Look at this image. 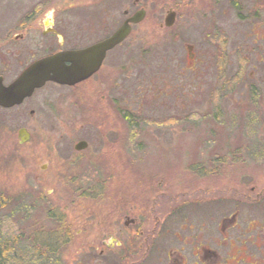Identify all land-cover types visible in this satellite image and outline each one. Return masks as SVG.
Instances as JSON below:
<instances>
[{
  "label": "rangeland",
  "instance_id": "374dc122",
  "mask_svg": "<svg viewBox=\"0 0 264 264\" xmlns=\"http://www.w3.org/2000/svg\"><path fill=\"white\" fill-rule=\"evenodd\" d=\"M32 1L2 5L23 14ZM66 2L54 5L57 26L77 5ZM161 7L150 4L152 12ZM182 11L187 14L171 31L160 29L162 16H149L136 29L130 66L125 51L116 53V83L102 77L76 90L48 86L19 108L0 109V195L22 200L21 212L6 211L2 227L19 234L24 259L38 237L63 241L58 222L95 231L111 220L113 206L130 198L143 205L163 190L206 189L200 173L211 171L213 157L221 159L211 177L216 189L264 184V3L184 0ZM109 27L72 43L100 40ZM114 102L134 114L133 133ZM21 128L31 135L25 144ZM80 140L90 143L85 156L99 161L90 166L73 158Z\"/></svg>",
  "mask_w": 264,
  "mask_h": 264
},
{
  "label": "flooded vegetation",
  "instance_id": "af4514ba",
  "mask_svg": "<svg viewBox=\"0 0 264 264\" xmlns=\"http://www.w3.org/2000/svg\"><path fill=\"white\" fill-rule=\"evenodd\" d=\"M0 1H3L2 5L8 0ZM59 1L70 0H33L32 6L23 14L12 13L11 3L2 5L0 82L4 86L12 84L34 62L61 51H80L92 47L111 37L130 21V34L121 44L106 52L96 73L75 86L48 82L35 90L30 98L48 86L76 90L93 81L106 79L116 83L115 64L120 60L116 53L120 49L126 52L129 67L135 31L149 16H162L164 21L160 29L171 31L177 20L187 14L182 11L184 0H164L160 3L154 0H73L77 5L70 7V12L62 14L61 24L57 26L54 5ZM260 1L264 3V0ZM150 4H161V11L154 9L152 12ZM234 7L241 9L240 4ZM139 13L144 19L138 24L131 23ZM172 14L174 23L166 27L165 20ZM104 25L110 26L104 38L95 42L86 40L80 44L72 43L76 37L101 35ZM38 35L42 37L40 42L36 40ZM55 39L59 42L57 48ZM225 41L227 44L226 38ZM65 45L69 47L64 48ZM30 98L20 105L9 109L0 106V109L9 111L19 108ZM113 106L114 112L118 113V104L114 102ZM129 111L121 109L119 114L127 123L128 132L133 133L136 126L130 123H135L134 114ZM34 113V110L30 111L31 115ZM21 129L27 131L30 140L28 130ZM21 129L18 131L20 144ZM129 140L130 137L127 147L132 148ZM80 142H85L86 146L78 150L76 146ZM89 150L90 143L80 140L73 145L70 154L91 166L97 159L85 156ZM220 160L211 158V171L200 173L208 178L206 189L163 190L149 199V204L143 205H135L130 198L126 204L113 206L111 220L105 226H98L95 231L87 230L88 226L84 225L80 226V230H74L73 224L58 222L60 232L65 235L63 241L52 242L46 250L52 259L59 260V264L60 260H70L67 264H264V184L260 188L252 185L248 188L216 189L211 177H214L215 161ZM81 182L86 186L91 183L88 178H83ZM20 245V241L15 243L18 251L21 250Z\"/></svg>",
  "mask_w": 264,
  "mask_h": 264
},
{
  "label": "water",
  "instance_id": "95a60500",
  "mask_svg": "<svg viewBox=\"0 0 264 264\" xmlns=\"http://www.w3.org/2000/svg\"><path fill=\"white\" fill-rule=\"evenodd\" d=\"M143 19L144 16L139 13L131 23L138 24ZM129 23L130 21L126 22L111 37L92 47L80 51H61L34 62L7 87L0 82V106L9 109L20 105L25 99L30 98L35 90L44 87L48 82L75 86L85 81L100 69L106 52L114 49L128 37L131 28ZM173 23L172 14L166 18L165 25L171 27ZM19 137L22 144L29 140V134L25 129L20 130ZM85 146V142H80L76 148L81 150Z\"/></svg>",
  "mask_w": 264,
  "mask_h": 264
},
{
  "label": "trees",
  "instance_id": "16d2710c",
  "mask_svg": "<svg viewBox=\"0 0 264 264\" xmlns=\"http://www.w3.org/2000/svg\"><path fill=\"white\" fill-rule=\"evenodd\" d=\"M223 41L226 42L225 39ZM21 203L22 200L19 201L17 199L12 201L4 195H0V209H2V212H0V264H47L49 261L52 262L50 253L46 250V248L51 247V242H46L48 244H45L38 237L32 243V249L28 251V258L24 259V254H21V251H18V248L15 247V243L20 240L19 234L16 232L14 237H12L9 232H7V235L3 231L4 227L2 226L9 219L6 211L17 217L21 212Z\"/></svg>",
  "mask_w": 264,
  "mask_h": 264
}]
</instances>
